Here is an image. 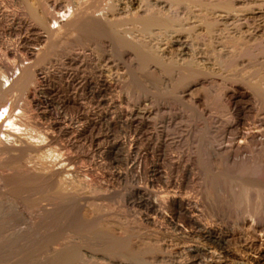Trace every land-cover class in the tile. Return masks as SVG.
Instances as JSON below:
<instances>
[{"label": "rangeland", "instance_id": "1", "mask_svg": "<svg viewBox=\"0 0 264 264\" xmlns=\"http://www.w3.org/2000/svg\"><path fill=\"white\" fill-rule=\"evenodd\" d=\"M48 1L47 36L0 0V264H261L264 0Z\"/></svg>", "mask_w": 264, "mask_h": 264}, {"label": "bare ground", "instance_id": "2", "mask_svg": "<svg viewBox=\"0 0 264 264\" xmlns=\"http://www.w3.org/2000/svg\"><path fill=\"white\" fill-rule=\"evenodd\" d=\"M39 1H41V0H39ZM46 1H48V0H46ZM46 1H44L42 4H39V2H38V0H15V2H16V5H17V9L19 10L18 12L20 13V15H22L23 17H25L26 19H28L29 20V22L31 21L32 22V24H34L35 26H38V27H40V31H41V29L42 30H44L45 31V33H47V36H48V34H51L53 31H54V28H48V26H45L46 24L45 23H47L48 21H46L45 20V18H44V16L43 15H46L47 14V12H46V8H47V2ZM54 1V0H53ZM53 1H51L50 2V7H52V5L54 6L56 3H53ZM75 1H77V0H75ZM89 1V0H88ZM103 1H105V3H103L101 6V10H102V12L104 11V12H107L108 10H111V9H109V8H112V7H110L109 6V2L107 1V0H103ZM154 1V0H153ZM15 2H13V3H15ZM97 2H98V0H97ZM166 2H168V4L169 5H172L171 6V8H174L175 6H176V4H182V5H184V6H191V7H193L194 8V11H195V13H194V16L195 15H198V16H201L202 14H203V12L206 10V9H209V8H211L210 7V5H208L207 3H204L202 0H166ZM41 3V2H40ZM48 3H49V1H48ZM154 3V2H153ZM39 4V5H38ZM94 4V3H93ZM92 3L90 4V5H93ZM164 4V3H163ZM41 5V6H40ZM57 5V4H56ZM86 5V4H85ZM95 5V4H94ZM158 5V4H157ZM173 5H175L174 7H173ZM112 6V5H111ZM224 8H226L227 7V5L226 4H223L222 5ZM56 7V6H55ZM54 7V8H55ZM88 7H89V5H88ZM92 7V6H91ZM99 7V6H98ZM167 7H168V5H167ZM177 7V6H176ZM49 8V7H48ZM57 8V7H56ZM96 8H97V6L94 8L95 10H96ZM134 8V7H133ZM146 9H147V7H145ZM184 8V7H183ZM185 8H187V7H185ZM192 8V9H193ZM83 9V8H82ZM99 9V8H98ZM152 9V8H151ZM150 9V10H151ZM167 9V8H166ZM175 9V8H174ZM182 9V8H181ZM188 9V8H187ZM191 8H189V11H192V9L190 10ZM81 10V9H80ZM92 10V9H91ZM145 10V9H144ZM148 10V9H147ZM147 10H145L146 12H143V14L141 13V14H136V13H133V14H130V20L134 23V25L135 26H130L131 28L130 29H132L133 31H136V29L138 30V31H140V32H142L143 34L144 33H146V31H147V28L149 29V27L150 26H156V28L158 27V29H159V27H163L164 28V26H166V25H169L170 23H172L173 22V18H171V17H169V16H167V15H159V14H157V12H156V14L154 13V12H152V11H147ZM157 10V9H156ZM209 10H211V9H209ZM17 11V10H16ZM50 11V10H49ZM87 11H89V9H87ZM94 11V10H93ZM92 11V12H93ZM136 11V10H135ZM183 11V10H182ZM17 12V13H18ZM52 12V11H51ZM68 12V11H67ZM77 12V11H76ZM96 12V11H95ZM109 12V11H108ZM127 12V11H126ZM134 12V11H133ZM43 13H46V14H43ZM49 13V12H48ZM55 13H56V11H55ZM79 13V12H78ZM91 13V12H90ZM99 13V12H98ZM57 14V13H56ZM111 14V13H110ZM109 14V15H110ZM118 14V13H117ZM205 14V13H204ZM51 16H52V13L50 14ZM75 15V14H74ZM129 15V14H128ZM127 15V16H128ZM55 16V15H54ZM90 16V15H89ZM20 17V16H19ZM60 17V16H59ZM118 17V16H117ZM124 17V16H123ZM24 18V19H25ZM77 18V17H76ZM111 18V17H110ZM119 18V17H118ZM195 18H197V16L195 17ZM200 18V20H201V17H199ZM23 19V20H24ZM25 19V20H26ZM53 19V16H52V18H51V20ZM73 19H74V17H73ZM95 20H96V18H94ZM109 19V18H108ZM114 19V18H113ZM117 19V18H116ZM22 20V19H21ZM126 20H127V18H126ZM197 20V19H196ZM199 20V19H198ZM46 21V22H45ZM202 21V20H201ZM78 22H80L79 24L81 25V21H78ZM92 22V21H91ZM94 22V21H93ZM127 22H129V21H127ZM207 22V21H206ZM76 23H77V21H76ZM75 23V24H76ZM84 23H86V22H84ZM95 23V22H94ZM118 22H117V20H104V26H103V30L106 32V33H108L107 35H110V37H111V41L115 44V45H117V46H125L126 48L128 47L129 49H131L132 50V52H133V55H134V58L136 59V61L137 62H139V63H142V62H144V61H152V62H155V60L148 54V53H144L143 51H138L137 49H136V40H131V41H129V40H126V39H124V37L122 36V35H120L119 33H116V32H114L113 31V29L115 28V26L114 25H116ZM29 24V23H28ZM47 24H49V22L47 23ZM71 24V23H70ZM130 24V23H129ZM132 24V23H131ZM175 24V23H174ZM78 25V24H77ZM83 26H85L84 24H82ZM87 25V24H86ZM91 26H90V28H91V31L92 32H97V27L94 25V24H90ZM173 25V24H172ZM209 25L210 24H208V23H205V28L206 29H208L209 28ZM52 26H54L55 27V24H54V22L53 21H51V26L50 27H52ZM72 26H73V24H72ZM76 26V25H75ZM79 26V25H78ZM113 26H114V28H113ZM119 26V25H118ZM37 27V28H38ZM74 27V26H73ZM79 27H81V26H79ZM88 27V26H87ZM102 27V26H101ZM69 28V27H68ZM77 28V27H76ZM83 28V27H82ZM100 28V27H99ZM117 28V27H116ZM155 28V27H154ZM70 29H72V28H70ZM78 29V28H77ZM81 29V28H80ZM80 29H78V30H80ZM157 29V30H158ZM46 30H47V32H46ZM73 30V29H72ZM75 30V29H74ZM131 30V31H132ZM150 30H151V28H150ZM39 31V30H38ZM126 31H128V30H126ZM137 31V32H138ZM162 31H164V29L162 30ZM120 32V31H119ZM124 32V31H123ZM148 32H149V30H148ZM151 32H152V30H151ZM44 33V32H43ZM102 33V32H101ZM126 33V32H125ZM85 34V33H84ZM103 34V33H102ZM124 34V33H123ZM147 34V33H146ZM145 34V35H146ZM44 35V34H43ZM104 35V34H103ZM126 35V34H125ZM127 36V35H126ZM134 36V35H133ZM132 36V37H133ZM134 39H136L135 37H134ZM48 45V44H47ZM46 45V47H48V46H50V45H48L47 46ZM46 50V49H45ZM43 51H44V49H43ZM145 51V50H144ZM45 52V51H44ZM43 52V53H44ZM146 52V51H145ZM42 53V52H41ZM40 52H39V54H41ZM39 54H38V56H39ZM46 54V53H45ZM132 55V54H131ZM153 55V54H152ZM44 55L42 54L41 55V57H43ZM46 56V55H45ZM44 56V57H45ZM43 57V58H44ZM38 58H40V57H38ZM42 58V59H43ZM35 60V59H34ZM39 60V59H38ZM38 60H35L36 62L38 61ZM35 61H34V63H35ZM41 61V60H40ZM40 61H39V66H40ZM33 62V61H32ZM42 62V61H41ZM34 63H32V64H34ZM28 64H30V63H28ZM36 64V63H35ZM156 64V63H155ZM31 65V64H30ZM140 65V64H139ZM32 66V65H31ZM38 66V65H37ZM189 66V65H188ZM16 67V66H15ZM26 67V66H25ZM29 69H30V67H29V65L27 66ZM5 68V67H4ZM7 68V67H6ZM24 68V67H23ZM35 68V67H34ZM37 68H39V67H37ZM29 69H26V70H24V71H21V73H19V75L16 77V78H14L10 83H8L9 84V88L8 87H6V88H2V92H3V89L5 90V89H8V90H5L3 93H5V92H7V91H10V90H13V89H16V90H18V92H22V90H23V88H24V86H25V84H26V82H27V79H28V77L31 75V74H29V72H28V70ZM31 70V69H30ZM33 70V69H32ZM35 70H36V68H35ZM193 69H190L189 67L188 68H186L185 67V72H186V75L188 76H186L187 78H191L192 77V75H193V71H192ZM7 71L8 70H6L5 72L7 73ZM33 72H34V70H33ZM36 72V71H35ZM5 73V74H6ZM183 73V72H182ZM29 74V75H28ZM35 74V73H34ZM34 74H32V75H34ZM183 75V74H182ZM185 75V74H184ZM195 76V75H194ZM32 77V76H31ZM33 78V77H32ZM32 78H30V81H31V79ZM32 80H34V78L32 79ZM28 81H29V79H28ZM29 81V82H30ZM34 82V81H33ZM32 82V83H33ZM192 83V82H191ZM31 84V83H30ZM6 86V85H5ZM28 86V85H27ZM31 86H32V84H31ZM190 86V85H189ZM188 86V87H189ZM28 87H30V86H28ZM187 87V86H186ZM187 87V88H188ZM15 90V91H16ZM257 90V89H256ZM14 91V90H13ZM14 91V92H15ZM1 92V93H2ZM17 92V91H16ZM25 92H27L26 90H25ZM258 92V91H257ZM260 92H263V88H262V91H260ZM22 93H24V92H22ZM16 94V93H15ZM18 94V93H17ZM7 97V96H6ZM263 97H264V95H263ZM31 98V97H30ZM26 101H27V99H26ZM28 103V102H27ZM10 122V121H9ZM179 204V203H178ZM206 231V230H205ZM261 262V264L262 263H264V261H259V263Z\"/></svg>", "mask_w": 264, "mask_h": 264}]
</instances>
